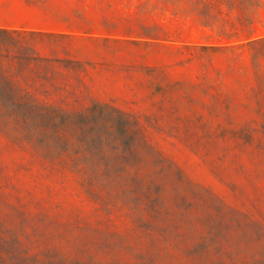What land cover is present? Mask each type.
<instances>
[{"label":"rangeland","instance_id":"rangeland-1","mask_svg":"<svg viewBox=\"0 0 264 264\" xmlns=\"http://www.w3.org/2000/svg\"><path fill=\"white\" fill-rule=\"evenodd\" d=\"M0 28L36 109L0 115V264H264V0H0Z\"/></svg>","mask_w":264,"mask_h":264},{"label":"trees","instance_id":"trees-1","mask_svg":"<svg viewBox=\"0 0 264 264\" xmlns=\"http://www.w3.org/2000/svg\"><path fill=\"white\" fill-rule=\"evenodd\" d=\"M14 32L0 30V36L7 37V43H12L9 37ZM1 43H5L6 39L0 40ZM3 56H0V78L6 77V68L1 60ZM24 90L15 84L0 82V115L20 116L33 113L36 109L32 104L27 101ZM38 112L46 113L48 109L42 107L38 109Z\"/></svg>","mask_w":264,"mask_h":264},{"label":"crops","instance_id":"crops-1","mask_svg":"<svg viewBox=\"0 0 264 264\" xmlns=\"http://www.w3.org/2000/svg\"><path fill=\"white\" fill-rule=\"evenodd\" d=\"M1 29V28H0Z\"/></svg>","mask_w":264,"mask_h":264}]
</instances>
